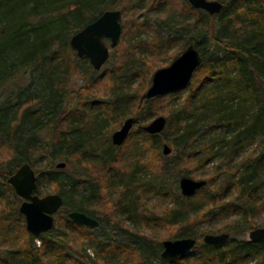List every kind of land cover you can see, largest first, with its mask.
<instances>
[{
	"label": "trees",
	"instance_id": "1",
	"mask_svg": "<svg viewBox=\"0 0 264 264\" xmlns=\"http://www.w3.org/2000/svg\"><path fill=\"white\" fill-rule=\"evenodd\" d=\"M130 1L0 0V148L8 155L0 163V264H128L131 255L136 256V264H149L139 246L97 239L88 233L89 227L67 216L70 210L90 215L89 206L109 202L114 190L118 194L111 203L116 215L132 218L137 214V201L131 199L135 185H139L140 196L144 191L169 193L173 204L161 216L162 223L179 226L172 239H196L192 254L170 258L160 257L162 243L155 246L153 254L162 264H190L193 260L197 264H263L264 241L229 237L220 245L206 244L202 238L208 232L197 226L233 215L236 219L218 230H251L252 215L264 208V0H222L217 15L196 9L187 0H138L133 10L145 4L164 14L158 25L166 36L154 28L156 35L149 44L129 40L125 50L121 48L114 73L108 75L110 96L94 98L82 90L84 94L72 106L73 79L90 74L87 70L92 66L71 49V35L104 10L129 8ZM134 23L135 32L144 28V22ZM191 43L203 61L187 87L150 99L132 90L133 80L142 78L148 55L169 54V64ZM174 46L177 50L171 51ZM144 50L148 53L145 58ZM100 77L93 72L88 80ZM28 78L34 81L35 93H30ZM159 113L167 119L160 133L149 134L140 128ZM128 117L134 118L133 127H139L130 131L127 150L118 154L111 136L108 146L102 147L99 138L108 125ZM255 142L260 148L242 155ZM145 143L162 158L157 173L154 168L142 175L141 167L148 159L143 153ZM164 143L171 147L168 155L162 153ZM216 160L219 165L210 166ZM60 161H73L77 170L70 173L67 165L56 168ZM25 162L36 172L35 192L45 179L61 196L65 194L58 212L65 224L62 233L55 234L53 227L33 236L19 213V201L9 204L3 190L18 196L6 179ZM95 164L108 170L113 165L125 167L128 172L115 180L107 172V182L101 186L97 178L95 182L85 177L87 168ZM166 172L176 180L182 175H208L203 178L205 186L183 196L171 187ZM62 174L69 175L65 184ZM65 185L76 203L69 204ZM35 239L40 241L38 246ZM83 239L94 242L99 263L87 249L80 252Z\"/></svg>",
	"mask_w": 264,
	"mask_h": 264
},
{
	"label": "rangeland",
	"instance_id": "2",
	"mask_svg": "<svg viewBox=\"0 0 264 264\" xmlns=\"http://www.w3.org/2000/svg\"><path fill=\"white\" fill-rule=\"evenodd\" d=\"M137 2L138 0H131L129 4L127 5V7L129 8H114V9H119V10L122 9V12L120 10L121 12L120 22L122 25V31H121L119 41L115 47L109 48L110 49L109 58L99 70H94L92 67L87 70L88 73L90 74H93L94 72V75H98L102 77L96 80H91V79L88 80V77L90 76V74H85V77L83 75L82 76L80 75V77H75L73 79V81L75 82L74 83L75 86L73 87V92L71 93V95H69L70 103L72 106H74L76 102L78 101V98H81L82 94H84V93L81 94L82 90L87 91L86 93H88V96L91 95V96H94V98L110 96L112 87H111V82L108 78V75L111 73H114L113 72L114 67L120 62L121 48L125 50V47L129 40L132 43L143 41L149 44V42L155 38L156 33L154 32V28L156 29L159 28L158 24L161 23L159 17H162L164 14H160L155 9L148 8V6L145 4L141 5L140 7H137L136 10H133ZM174 19H176V17ZM135 21L144 22V26H143L144 28H141L139 29V31L135 32V30H137L135 23H134ZM159 31L163 36H166L167 33L164 29L160 27ZM105 42L109 46L110 40L105 39ZM175 50H177V46H174L173 48H171V51H175ZM144 51L145 52L143 54V57L145 58L146 54L148 53L146 50ZM168 56L169 54L168 55L162 54L160 56H157L154 53H152V55L151 54L148 55L145 58V65L142 70V78H137L133 80L132 86H131L132 90H134L139 96L141 94H144L148 88V84H147L148 76L152 74L155 69L168 65V61H167ZM82 67H86L85 62H82ZM30 82L32 83L31 85L32 88H31L30 93H35L36 90L34 86V81L29 80L28 78L26 84H29ZM185 87H187V85ZM163 103L165 102L163 101ZM157 115L165 116L164 113H159ZM123 121H120V123L116 125L115 124L108 125L106 132L100 135V138H99L102 144V147L106 148L108 146L109 144L108 137H110L112 132H114L116 129H118L121 126ZM138 127L139 125H136L135 127L132 128L131 131H133L134 128H138ZM131 140L132 139L128 137L126 138V141H124L122 145L117 146L118 147L117 153L119 154L122 151L125 152L127 150V147L130 145L129 143H131L130 142ZM145 145L146 147L143 153L148 159L146 160L147 163L144 164L143 167H141L142 175L149 174L148 172L154 171V168H155L154 173H157V171L159 170V167H161L162 165V158L159 156L155 148L150 149V145H148V143H145ZM256 148L258 149L260 148V145L258 142L248 145L243 150L244 152H242V155L244 153L245 154L249 153L250 151H253L252 149H256ZM7 158H8V155L6 151L4 150V148L3 147L0 148V163L1 162L4 163V161L7 160ZM9 164L10 162L8 163V165ZM66 165H67L66 169L70 171V173H74L75 170H77L76 168L77 165L73 161H69ZM218 165H219V161L216 160L213 163H211L210 166L214 167ZM42 166L43 165H41V167ZM109 171H111L113 180L119 177L125 176L126 173L128 172L125 167L121 169H117V166L113 165V167L108 170V167L106 169L101 164H95L93 168L91 167L87 168L85 172H87L88 174L85 177L89 178L90 181H95V182L97 178L99 184L101 186H105V183L107 182L106 181L107 172ZM207 175L208 173H203L200 176L193 175L190 177L194 179H203ZM68 176L69 175L62 174V177L65 178L63 181L64 184L66 183ZM165 176H169L170 180H168V182L171 184V187L174 190L178 191V193H180L179 187H178V180L180 177H178V179L176 180L174 177L175 175L171 174V172L170 173L166 172V174H164V177ZM87 186L88 187L91 186V183L89 182ZM138 186L139 185H135V194H134L135 197L134 196L132 197L130 195L131 199L133 198L134 200L137 201L136 204L134 201L137 214H135L132 218L127 217V215L117 216L116 211H115V206H113L111 202L115 201L118 191L113 190L112 193L109 191L110 192L109 202L107 200H104V201L102 200L101 203L99 202L98 204L91 205L87 209L90 212V215L95 217L99 222L97 227L89 228L88 233H90L91 236L97 237V239H100V240L104 239L103 241H106V242L116 241L118 243L129 244L135 247L137 245L143 250L145 256L148 258L149 264H162L161 260H159V257L153 254V248L157 246L158 244H161L163 240L172 239L177 229H179V226L177 227L171 226L165 222L162 223L161 221V216L165 212H167L166 211L167 208L172 206L174 198L171 195H169V193L168 194L167 193L154 194L148 191H144V193L140 196L137 193ZM55 189L56 187L54 184L44 179L40 186V190L36 193L39 194L40 196L48 194V193H57ZM3 192L9 198V204L11 206L14 205L15 201H19L20 203L22 200L19 196L18 198L13 197L6 190H3ZM63 192L66 193V197L68 199L69 204L76 203L77 198L76 197L72 198L71 195H68L69 193L68 185L63 186ZM105 192L106 190L101 189V193L104 194ZM62 196H63V200H65V194H63ZM126 202L127 201H125V203ZM124 213L128 214L129 212L125 211ZM255 214L252 215V219H250L253 222V225H254L253 227L256 228V227L264 226V208L259 210L256 215ZM54 218H55V224H54L55 234L58 232L62 233L63 228L65 227V224H63L64 222L60 220V213L58 214L57 212L54 215ZM233 218L236 219V216L232 215V218L226 217L223 220L219 217L218 219H214L211 221H205L203 223L201 222L197 226L198 228L197 230H205L208 233H222L224 231L218 230V228L221 225L229 224ZM249 231L250 230H242L236 233L231 231L229 232V234H230V237H234L235 239L249 240V236H248ZM83 240H84L83 242L80 241L82 242V250L80 249V252L83 253V248L87 249V253L90 254V256H92V258L97 260V262L99 263L100 261H98L96 257L95 249L92 247L94 245V242L89 241L87 239H83ZM34 243L36 246H38L40 244V241L38 239H35ZM192 252H194V249H191V251L188 254H192ZM263 259H264V256H263ZM135 260H136V256L131 255V257L127 260V263L136 264ZM256 260L257 259H254L252 262H256ZM190 264H197V263L196 261L193 260ZM263 264H264V260H263Z\"/></svg>",
	"mask_w": 264,
	"mask_h": 264
},
{
	"label": "water",
	"instance_id": "3",
	"mask_svg": "<svg viewBox=\"0 0 264 264\" xmlns=\"http://www.w3.org/2000/svg\"><path fill=\"white\" fill-rule=\"evenodd\" d=\"M196 8L207 12L209 15H217L223 8L220 0H187ZM121 12L119 9L104 10L96 19L81 27L70 37L69 44L78 58L85 57L94 70H99L108 60L110 49L119 41L122 25L120 22ZM105 39H109V46ZM203 61V56L194 44L187 47L168 65L157 68L152 75L151 83L145 91V98L150 99L165 93L184 88L190 82L193 73ZM134 118H126L121 126L111 134V142L120 146L126 140L132 127ZM167 119L164 115H157L147 124L140 128L149 134L160 133L166 126ZM171 147L164 143L162 153L168 155ZM56 168H64V161L57 162ZM37 176L34 168L27 162L22 163L6 181L9 183L17 196L22 200L19 204V213L24 216L27 231L35 237L50 231L55 224L54 215L61 210L63 198L59 193H48L40 196L35 192ZM205 179H194L186 175L180 176L178 187L180 194L191 196L197 190L205 186ZM73 222L87 226L97 227L98 220L84 211L70 210L67 213ZM249 240L264 241V226L256 227L249 231ZM230 237L229 232L206 233L203 242L211 245L225 243ZM196 239L193 237H181L162 241L160 257L170 258L180 254H188L195 246Z\"/></svg>",
	"mask_w": 264,
	"mask_h": 264
}]
</instances>
